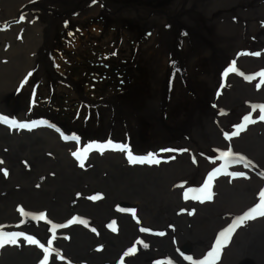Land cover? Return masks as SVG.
<instances>
[{"label":"bare ground","instance_id":"1","mask_svg":"<svg viewBox=\"0 0 264 264\" xmlns=\"http://www.w3.org/2000/svg\"><path fill=\"white\" fill-rule=\"evenodd\" d=\"M26 1L2 0L4 5L12 2V9L8 8L6 12L9 13L0 20L15 16L14 13L22 10L25 2L26 8H35L36 5L45 8L48 23L55 10L75 6L73 12L80 14L79 22L106 8L112 14L129 19L133 25L141 22L145 30L146 26H151L156 33L148 29L149 34L140 39L138 48L148 53L146 57L154 92L140 113L152 121L162 118L165 108L162 110L164 103L160 95L164 91L156 92L155 89L162 90L166 78L174 84L169 102L177 101L179 92L181 101L192 103L191 110L185 114L187 125L180 131L176 126V133L158 143L141 147L138 142L129 149H124L121 143L118 145L116 139L123 133L124 126L113 117L114 129L108 143L98 140L90 141L91 148L86 149V144L81 146L90 151L83 161L69 158V153L56 140L49 142L51 137L46 131H34L30 138L19 136L23 142L15 146L18 135L6 139L1 136L5 131L0 130V137L4 138H0V154H5L13 166L17 164L16 157H23L35 176H44L42 184L49 185H40L41 188L33 187L34 184L24 186L23 180H31L27 169H23V173L29 177L21 176L19 186L11 184L15 180L1 181L0 227L4 229H0V244L5 247H0V264H58L49 258L45 261L49 244L43 241L45 239L57 242L76 264L80 261L81 264H264V216L257 214L234 228L228 242L220 248L218 257L210 255L220 234L232 228L241 216L254 208L264 210L258 208L264 202L261 195L264 192V119H261L264 115L261 111V106H264L261 73L264 70L260 68L261 72L255 74L261 76L254 81L255 86H243L236 79L229 80L226 72L220 71L213 76L216 71H212L205 73L199 89L188 88L192 87V68L200 63L201 54L215 51L221 55L222 62L230 57L226 56V50L233 46L235 30H242L248 43L261 41L257 44L260 49L257 52L264 50V28L257 25L260 23L264 27V0H176L168 9L139 5L121 7L110 0H54L45 4ZM199 15H203L205 21ZM33 20V16L24 18L12 32L24 30L27 35H32L35 44L44 23L40 19ZM172 21L177 25L174 26ZM7 22L12 23V20ZM170 24V28L162 26ZM180 26L182 28L178 30ZM49 31L50 27H46L45 33ZM203 34H209L210 38L207 35L203 37ZM5 38L9 39L7 33H0V39ZM43 42V37H40L28 55V64L24 62L26 53H18L15 67L24 66L20 70L8 76L0 72L1 107L4 106L3 97L17 83L25 81L29 65L34 64L44 51L41 47ZM252 53L255 54L254 50L248 49L238 57L236 52L231 59L243 70H248L253 60ZM243 56L248 59H241ZM255 56L258 57L257 54ZM241 61L247 62L242 64ZM1 66L0 61V69ZM259 66L264 65L257 64L255 68ZM42 72L43 69L38 68L40 75ZM218 77L221 82L217 85V94L215 97L211 95L215 103L207 110L199 91L208 84L210 86L205 87V91L210 93V80ZM188 92L194 94L193 97ZM105 109L111 114L109 116L118 115V104L108 102ZM192 121L195 123L193 126ZM161 122L160 131L171 132V127ZM181 147L187 148L186 151H180ZM122 148L124 150L120 151ZM157 149L166 152H158ZM129 152L137 158L151 154L155 162L132 163ZM93 155H101V158L93 162L88 158ZM206 155L214 156L218 167L212 162L203 163L208 161L204 159ZM126 157L129 163L124 161ZM194 159L196 165H193ZM209 183L213 188L211 194L218 193L213 201L205 198L204 189ZM48 191L50 198L52 194L55 196L53 192L57 193V204H67L60 208L52 198L46 202H35L40 206H53L56 230L54 225L52 230L56 231V237L48 235L50 226L47 220L24 219L23 229L29 221L37 224V228L31 226L28 229L29 234L35 237L26 236L20 245L17 244L19 231H14V228L18 226L11 224V220L16 218H13L15 215L9 216L12 212L7 208L25 200L27 194L47 197ZM14 196L16 198L11 202ZM70 225L74 227L69 229ZM29 238L36 243H30Z\"/></svg>","mask_w":264,"mask_h":264},{"label":"rangeland","instance_id":"2","mask_svg":"<svg viewBox=\"0 0 264 264\" xmlns=\"http://www.w3.org/2000/svg\"><path fill=\"white\" fill-rule=\"evenodd\" d=\"M52 1L54 0H27L26 2L31 4L41 2L45 4ZM110 1L113 4L118 3L121 7L139 5L140 7L151 6L168 9L176 0ZM26 5L27 4L24 2L21 7L23 9L14 13L15 16L12 18L0 20V33H7L9 37L8 40H6V38L5 40L0 39V61L2 62L0 72L8 76L9 73L24 67H15V59L19 52L26 53L24 62L28 64V55L31 54L30 52L34 49L40 37L44 39V42L41 43L42 50L44 51L38 59H36L34 64L29 65L30 67L25 81L17 83L14 89L12 88L2 99L4 106H0V118L4 119H0V130L5 131V135H1L2 137L7 139L17 134L18 140L14 143V145L17 146L19 143L23 142L20 137L30 138L34 134L32 133L34 131H46L51 137L49 142H54L56 140L61 145L62 149L69 153V158L83 161L86 160V154H89L90 151H86L81 146L86 144V149L91 148V138L98 139L103 144L108 143V137L112 135V130L114 129V127H112L115 123V121L112 120L113 117H115L119 124H123L124 126L123 133L117 136L119 139H116L118 140V145L121 143L123 146L126 145L127 147L135 142H138L140 147L154 142L158 143L159 140L176 133L174 130L176 126L180 131L182 126L187 125L185 114L191 110L190 104L192 101L189 102L183 99L181 101V93L178 92L177 101L174 103L172 101L169 102V98L172 95L171 90L174 86L170 78H166V85H164L162 90L158 87L155 89L156 92L164 91V94L160 95V100L164 103V105L160 103L163 106L162 110L165 108L164 113H162V118L152 121L140 113V109L145 105L148 97L153 95L154 87L150 78L149 60L146 57L148 53L145 50H139L138 44L148 29L156 33L154 28L146 26L147 28L145 30V27L141 26V22L133 25L129 19L112 14L106 8H104V10L102 8L100 13L98 12L96 15L87 17L84 21L79 22L81 21L80 14L78 12H73L75 6L70 9L65 7L55 10L53 14L51 13L53 16L52 20L48 23L47 21L49 18H47V14H45V8L37 5L35 8H26ZM8 8L12 9V2H7V4L4 5L2 0H0V17H4L5 13H9L6 12ZM31 16H33L34 22L40 19L44 23L43 30L40 31L39 37H36L35 44L32 35H27L24 30L18 31V33L12 32L17 24L24 21V18H30ZM21 17H23V19H21ZM199 18L205 21L203 15H199ZM7 20H12V23L7 22ZM257 21L263 22L260 20ZM172 22L174 26L177 25L174 21ZM166 23L169 24L170 22ZM190 25H192L191 22ZM257 25L261 28L263 24L260 25L259 23ZM162 26L164 28H170L171 24L169 26ZM46 27H50L48 33H45ZM29 28H31L30 25ZM180 28H182V26H180L178 30ZM187 31L189 33V30ZM206 35L207 38H210L209 34ZM206 35L203 34V37H206ZM214 39L219 38L216 37ZM232 41V48L226 50V56L230 57L224 59L223 62L221 55L216 54L215 51L209 54L208 52L201 54L199 56L201 60L200 63L192 68L194 72L191 80L192 87H188L187 85L186 87L190 89H193V87L199 89L204 82L205 73L212 71H216L213 72V76H217L220 71L221 73L226 72L229 80L236 79L243 86H255L254 81H256L257 78H261V76L262 80H264V75H259V77L255 75L261 72L260 68L264 70V66L255 68L257 64L264 65V50L262 52H257V50L260 51L257 44L261 41L246 42L242 30H235ZM203 44L208 46L206 42H203ZM103 48L115 52L117 57H120V59L124 60L129 66L131 72L130 74H122L119 78L114 76L113 80L109 81L111 82L110 86L102 84V89H112H107L98 93L100 102L91 106L85 103L88 92H86V71L83 68L86 67V55L98 49L102 51ZM208 48L212 50L210 46H208ZM248 49H253L258 57L252 53L251 58L253 60L249 64V69L243 70L242 66H239L231 58L236 52L237 56L241 57L240 55ZM170 54L173 55L172 52H170ZM34 55L35 52H33L32 58ZM259 56H262V59H258ZM243 57L241 59H248L247 57ZM246 62L247 61H241L242 64ZM38 68L43 69L42 75L38 73ZM262 73H264V71ZM190 75L192 77V72H190ZM210 81L212 84L210 87L211 94H207L205 91V87L210 86L208 84H205V87L199 91L201 94L200 99L207 110H210L215 103L214 97L217 94V85L221 82V79H219V77L212 78ZM74 87L80 91L81 94L74 92ZM225 91L226 89L222 93V96ZM188 95L193 97L194 94L188 92ZM211 95H214V97H211ZM115 101L118 103L119 107L118 115L112 114V116H109L111 114H108L105 109L106 105L108 102L116 104ZM234 112L235 110L232 114H234ZM161 120L165 126L171 127V132L160 131L159 127L162 128ZM12 121L16 122L15 125L12 124ZM44 121H46V123H44ZM124 121L127 123V126H125ZM19 124H25L28 125V127L20 128L16 126ZM194 124V121H192V126ZM2 137L0 138L4 140ZM91 144L95 146L98 145V143ZM4 147L8 148L7 146ZM45 149L51 152L53 151V149ZM186 149L187 148L181 147L180 151L185 152ZM119 150L121 151V149ZM157 150L158 152H166V150L162 149ZM88 158L94 162L96 158H101V155H93ZM214 158V156L210 157L206 155L204 159L208 161H203V163L212 162L218 167V161ZM0 161L1 165H3V170L0 171V183L1 181L11 182L15 180L11 184L17 183L19 186L22 183L20 182L21 176L26 178L30 176V181L23 180L25 182L22 183L24 186L31 184H34L33 187L37 188H41L40 185L49 186L47 184H42L43 179L45 180L43 175L35 176V173L31 172L32 168L25 164L23 157H16L17 164L13 166L9 164L7 157L2 153L0 154ZM124 161L129 163L127 157L124 158ZM193 165H196V160H193ZM76 168L80 169L77 165ZM23 169H27L29 176L23 173ZM50 176L49 174V177ZM224 179L230 181L228 178ZM53 186L55 187V185ZM25 189L27 190V187H25ZM53 193L55 196L52 194L51 198L56 205L60 208L66 207L67 204L65 203L57 204L56 200L59 199L58 195L55 192ZM49 196V191L47 197L27 194L25 200L17 203V205L11 204L9 208H7L9 212H12L9 216L15 215L13 218H16V220H11V224L15 223L18 226V228H14V231H16V229L19 231L18 239L16 240L17 244L20 245L26 236H31L28 232L31 226L37 228V224L29 221L26 228L23 229L24 219L31 220L39 218L41 221L47 220L50 226V230L47 231L48 235L56 237V224L54 225L56 222L53 220L52 212L53 206H40V204H35V202H46L48 199H51ZM14 198H16V196L12 198L11 202L15 200ZM20 198L24 199L23 197ZM29 203H31L30 206L28 205ZM52 225H54L55 230H52ZM72 227L74 226L70 225L69 229H72ZM0 229L4 228L0 227ZM41 232L44 234V228H42ZM43 241L48 243L51 241V243L47 244V258L54 263L76 264L61 248H59L60 246L57 242L49 239ZM0 247L5 246L2 243ZM34 248L39 249L37 247ZM34 259H32V261ZM48 264H52V262ZM77 264H81V261Z\"/></svg>","mask_w":264,"mask_h":264},{"label":"flooded vegetation","instance_id":"3","mask_svg":"<svg viewBox=\"0 0 264 264\" xmlns=\"http://www.w3.org/2000/svg\"><path fill=\"white\" fill-rule=\"evenodd\" d=\"M148 34L149 30L145 32L144 36ZM83 69L86 71V92H88L85 103L91 106L100 102L98 93H101L107 89H112H102V84L110 86L111 82L109 81H112L114 76L119 78L122 74H130L131 72L129 66L124 60L120 59V57H117L115 52L108 51L104 48L102 51L98 49L97 51H93L86 55V67ZM73 91L81 94V92L75 87L73 88ZM44 123H46V121H44ZM90 141L94 142L98 141V139L91 138ZM125 146H123L124 149L132 148L134 145L132 143V145H129V147Z\"/></svg>","mask_w":264,"mask_h":264},{"label":"snow or ice","instance_id":"4","mask_svg":"<svg viewBox=\"0 0 264 264\" xmlns=\"http://www.w3.org/2000/svg\"><path fill=\"white\" fill-rule=\"evenodd\" d=\"M21 19H23V17H21ZM232 70H234V69H232ZM261 75H264V73H262ZM261 111L264 112V106H261ZM0 119H4V118H0ZM261 119H264V115L261 116ZM15 123H16L15 121H12L13 125H15ZM16 126H18L20 128L28 127V125H25V124H19ZM235 134L236 133H234V135ZM121 150H124V149L122 148ZM129 159L132 163H137V162L143 163V162H145V160H148L149 162H155V161H153L151 154H149V156L146 158H137V157H133L131 152H129ZM5 174H7V173H5ZM209 189H210V183L207 184L205 186V189H204V191L206 193V195H205L206 199L212 198V194L209 191ZM261 195L264 196V192H262ZM258 208H264V202H262V204L260 206H258ZM253 214L264 216V210L258 211L256 208H254V209H252V211L250 213H246L244 216H241L236 221L235 225L232 228H230L226 232H222L220 234V236L217 238L216 246L213 249V253H211L210 255H215L218 257L220 248L228 242V239L230 238L231 232L234 230V228L242 225L246 220L255 218ZM13 242H15V241H13ZM29 242L30 243H36V241L32 240L31 238H29ZM49 243H51V241H49ZM132 251H135V249H133ZM45 261H47V256H45Z\"/></svg>","mask_w":264,"mask_h":264},{"label":"water","instance_id":"5","mask_svg":"<svg viewBox=\"0 0 264 264\" xmlns=\"http://www.w3.org/2000/svg\"><path fill=\"white\" fill-rule=\"evenodd\" d=\"M39 124H40V123H39ZM41 125H42V124H41ZM194 160H195V159H194ZM212 189H213V188H211V190H209V191L211 192V191H212ZM217 194H218V193H217ZM215 196H217V195H216L215 193H213V192H212V198H211L210 200H212V201H213V198H214Z\"/></svg>","mask_w":264,"mask_h":264}]
</instances>
